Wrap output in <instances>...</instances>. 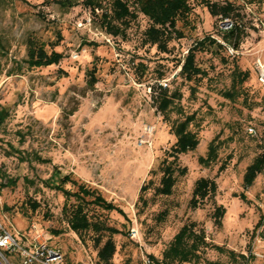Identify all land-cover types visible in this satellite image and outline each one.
Here are the masks:
<instances>
[{
    "label": "rangeland",
    "instance_id": "374dc122",
    "mask_svg": "<svg viewBox=\"0 0 264 264\" xmlns=\"http://www.w3.org/2000/svg\"><path fill=\"white\" fill-rule=\"evenodd\" d=\"M128 2L133 17L121 23L113 0H99L94 13L85 0H0V235L28 252L57 249L64 264H106L98 251L109 239L108 264H264L252 255H264V170L245 184L264 156V0H186L191 12L177 19L166 51L149 42L151 22ZM224 18L239 30L235 55L218 42H227ZM30 43L61 62L29 67ZM191 49L200 73L182 74ZM186 122L199 145L174 159V129ZM149 128L152 149L140 145ZM166 166L175 171L170 196L159 193ZM202 178L217 191L194 209ZM78 209L87 228L73 227ZM185 226L194 234L188 262L170 252ZM5 251L3 264H24L19 251L8 259Z\"/></svg>",
    "mask_w": 264,
    "mask_h": 264
},
{
    "label": "trees",
    "instance_id": "16d2710c",
    "mask_svg": "<svg viewBox=\"0 0 264 264\" xmlns=\"http://www.w3.org/2000/svg\"><path fill=\"white\" fill-rule=\"evenodd\" d=\"M129 0H113L112 3V15L113 19L117 20L121 23H126L131 17H133V13L130 12L129 8ZM99 0H85V4L89 7L92 12H96L99 10L98 3ZM136 5L139 7L140 13H142L145 17L149 19L151 22V27L147 31V38L152 45H157L158 48H162L166 51L167 43L171 38L172 32H177L176 30V22L180 16L188 15L191 12L190 7L188 6L186 0H135ZM73 4H70L69 7H72ZM212 10V7H209ZM103 17V16H102ZM104 27L109 35L118 36L119 29L116 26H113L110 22L104 20ZM238 27L229 32L225 40L228 43H233L234 47L237 46L239 42V33ZM210 39V38H209ZM212 45H216L217 42L213 39L208 40ZM204 42H201L203 45ZM195 52L191 49L187 57L184 60V63L181 67V73L184 74L188 69L193 70L195 73H200L198 68H195ZM62 60V56L60 53L56 51H52L50 54L45 51V49L37 44L30 43L28 48V60L27 63L29 67L40 68V67H50L53 65H57ZM94 74L91 73V79H93ZM92 81V82H93ZM94 83H92L93 85ZM91 85V84H90ZM162 109L169 107V102L166 100V97L163 98ZM4 116L0 114V126L2 125V121ZM187 122L180 124L177 128L174 129V134L177 138V142L172 150V156L174 159H177L180 155L186 154L188 152H193L197 149L199 145L198 139L191 133L187 132ZM213 149H209L208 159L214 158ZM204 159H200V163H204ZM225 169V166H221L219 172H222ZM264 170V156L260 157L255 161V163L248 168L247 173L245 175V184L250 186L256 177ZM174 169L171 166H166L163 172V178L161 180L162 187L159 193L163 196H170L172 194V190L174 185L176 184V179L174 177ZM71 182V179L66 176L62 179L61 184H68ZM61 189V186H56ZM217 191V184L215 181L208 179H200L196 182L195 188L193 191V196L191 199V206L194 209H197L201 202H203L208 197L214 195ZM96 200H99V205H104L107 209H112L111 204H108L101 196H97ZM225 215V209L219 207L216 209L214 213L215 222L221 224V219ZM74 220V229L79 227L87 228L88 220L87 217L84 216L83 211L77 210L73 217ZM190 228L185 226L176 235L174 242L170 248V252L174 254L175 257L182 256V262H188L187 255L189 252L187 251L186 241L187 238L193 237L194 234L191 233ZM116 251V246L111 239H109L104 246L98 251V258L100 261L108 264L114 257ZM5 257L8 259L12 256L10 250L3 252Z\"/></svg>",
    "mask_w": 264,
    "mask_h": 264
},
{
    "label": "built area",
    "instance_id": "2783aa9c",
    "mask_svg": "<svg viewBox=\"0 0 264 264\" xmlns=\"http://www.w3.org/2000/svg\"><path fill=\"white\" fill-rule=\"evenodd\" d=\"M235 28V25L231 20L228 18H224L220 22V31L222 33L228 34ZM219 44L226 48L230 55H235L237 53L234 46L228 42H222L218 40ZM258 80L264 86V64H258ZM161 86L167 88V82L161 83ZM153 128H149L146 130V134L148 136L147 139H143L140 141L141 146H146L149 149L153 147L152 135H153ZM248 133L251 135L255 134V131L252 128L248 129ZM17 236H20L16 233ZM139 233L138 230L133 228L131 230V236L133 239H138ZM39 243V242H38ZM0 249H6L10 251H19L21 254L24 264H64V255L57 249L48 247L42 243H39L34 246L32 251H27L25 249H21L13 234L4 232L0 235ZM18 249V250H17ZM252 255L256 256L258 259L264 260V255L262 253H252Z\"/></svg>",
    "mask_w": 264,
    "mask_h": 264
},
{
    "label": "water",
    "instance_id": "95a60500",
    "mask_svg": "<svg viewBox=\"0 0 264 264\" xmlns=\"http://www.w3.org/2000/svg\"><path fill=\"white\" fill-rule=\"evenodd\" d=\"M0 264H3V263L0 261Z\"/></svg>",
    "mask_w": 264,
    "mask_h": 264
}]
</instances>
